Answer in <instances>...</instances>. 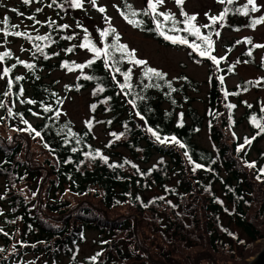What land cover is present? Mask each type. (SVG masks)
<instances>
[{
  "label": "trees",
  "instance_id": "trees-1",
  "mask_svg": "<svg viewBox=\"0 0 264 264\" xmlns=\"http://www.w3.org/2000/svg\"><path fill=\"white\" fill-rule=\"evenodd\" d=\"M20 1L24 11L33 2L45 7L52 5L49 9L56 17H48L41 26L44 29L30 32L12 27L16 25L13 17L19 10L13 17L5 15L9 18L7 26L0 23V29L26 33L24 37L29 44V59L15 57L9 50L0 51V54L10 53L2 61V72L11 68L7 76L3 73L5 80L0 85V103L4 104L0 108V127L5 126L13 134L10 141L0 138V176L4 178L1 197L6 202V210L0 212V264H13L17 256L35 251L46 253L54 260L62 255L68 259L66 264H124L133 258L142 260L137 264H171L174 257L179 262L172 264H200L201 258L193 254L196 247L206 249L213 256L229 254L232 259L221 258L220 264H248V258L254 257L263 246L259 241L264 240V230L253 220L264 218L263 198L260 191L254 190L264 188V151L256 150L254 160L250 157L257 139L264 137V133L257 135L259 129L252 118L264 125V114L241 100L242 93L250 89L248 84L240 82L236 89L229 90L224 76L232 75V68L220 65L218 58L219 64L213 63L189 46L196 44L204 48V42L187 32L170 31L172 21L161 18V29L166 34L189 41V44H173L159 34L155 21L142 14L144 9H135L129 0H118L119 13L142 21L139 27L130 24L133 29L161 45L186 49L194 62L209 64L210 88L205 112L200 115L191 105V94L199 93L200 83L185 74L174 80L166 75L163 79L155 76L149 79L144 75L147 67L134 71L127 57L121 60V53L113 48L108 49L109 57L97 59L90 51L89 59L80 63L72 61L69 56L85 43L88 32H76L75 37L73 31L63 27L59 19L69 8L65 0H56L55 4L52 0H30L27 5ZM228 9L226 18L230 19L237 12L233 5ZM133 10L141 14L132 17ZM234 17L247 19L239 13ZM179 24L175 27L179 28ZM116 35L115 32L106 36L103 48L115 43ZM28 36L33 39L29 40ZM36 36L49 39L36 40ZM8 37L16 36L0 32V41ZM87 37L96 47L100 45L98 40ZM35 45L43 52L37 51ZM89 60L93 61L91 65ZM105 60L108 68L104 67ZM27 64L33 67L29 69ZM115 67L120 72H115ZM69 69L78 75L61 90L54 82L44 80L47 77L44 71L67 73ZM128 69H131L128 81L131 88L121 90L119 85L125 83L121 73ZM86 76L92 79H85ZM9 80L13 81L11 87ZM149 84L158 87H145ZM83 91L90 94V117L78 129L70 119L61 116V108L66 95ZM231 97L238 103L233 104ZM28 100L34 103H27ZM238 106L245 108L244 118L252 132L245 138L256 137L251 144H245V139L239 141L232 130L237 124L234 120ZM98 126L109 135L108 141L101 145L96 143L94 132ZM204 127L209 130L211 150L195 142ZM153 132L161 139H168L161 144ZM32 145L37 155L31 151ZM241 145L244 147L238 151ZM153 154L159 159L151 163ZM253 162L255 167H249ZM196 164L201 167L196 168ZM30 184L34 205L26 202L21 190ZM184 205L190 207L183 208ZM224 219L228 220L227 224ZM89 230L98 232L95 242L98 248L90 257L78 260L77 247L86 241ZM138 252L143 256H138ZM155 252L159 253L157 260ZM212 264H216L215 259Z\"/></svg>",
  "mask_w": 264,
  "mask_h": 264
},
{
  "label": "rangeland",
  "instance_id": "rangeland-1",
  "mask_svg": "<svg viewBox=\"0 0 264 264\" xmlns=\"http://www.w3.org/2000/svg\"><path fill=\"white\" fill-rule=\"evenodd\" d=\"M135 9H145L147 7V0H129ZM247 0H234L231 4L234 8H242ZM258 6H260V11L255 13H250L245 21H241L236 16L237 13L232 14L230 19L224 18L223 21H218L216 24L212 25L210 28L204 27L206 24H211L208 16H218L224 8H229V4L219 3L218 0H185L183 5L184 10L192 15H197V20L195 23L200 27L202 35H209L211 33V39L213 42V49L211 54H214L216 58L221 60V64L225 68H232V75L228 77L224 76L225 86L229 89H236L240 85V82L247 83L250 87L249 91L242 93L241 100L246 102V104L252 105L256 108L258 112L264 114V47L255 48L254 45L260 44L264 45V24H259L255 28L250 26V18L256 19L264 16V0H256ZM118 0H96V7H93L89 0H84V7L81 9L66 8L64 14H61L62 18L59 19L63 25H68L67 31H73L76 36V32L79 34L85 33L84 29H87V35L91 39L98 40L100 45L98 48H103V40L105 37L99 36L101 30L114 28L115 32L120 37V42L123 45H127L128 49L135 50V59L146 61L144 65L133 64L132 69L136 72L142 67L154 68L158 72L166 75L168 79L174 80L178 78L181 74H185L192 80L200 83L199 93L191 94V105L194 107L200 115H203L206 109V99L207 93L210 88V68L208 63H197L190 59L189 52L181 47L176 46H164L153 40L151 37L144 35L131 27V25L120 16L118 11ZM99 7H104L105 12L101 13L98 11ZM15 8L19 10L18 15L14 16L12 9ZM40 11H37V9ZM160 11L173 14L178 21H183L184 17L180 15V7L175 4V0H165V3L160 6ZM23 13V15H20ZM6 14L13 17V22L18 25L19 31L30 32L36 29H44L43 26L46 23L47 18H55L56 14L51 11L49 7L36 5L35 2L31 3L28 11H24L21 8L20 0H0V18H3ZM242 15V14H241ZM34 17V19H28V17ZM150 19H152L149 16ZM163 17H158L161 20ZM58 20V21H59ZM153 20V19H152ZM164 20V19H163ZM39 21V23H37ZM155 21V20H153ZM223 25V26H222ZM184 27L183 23L179 24V28ZM181 34L183 31H180ZM216 32L220 35L217 36ZM181 36V35H180ZM246 38H251L252 44H248L245 41ZM203 42L200 39H197ZM240 43H237V42ZM9 50L13 53L15 57L21 59H29V44L26 42L24 36L8 37L6 40L0 41V51ZM89 50V49H88ZM249 50L252 51V55L249 56ZM92 52V51H91ZM85 48H78V51L69 56L72 61L77 63L83 62L90 58L92 54ZM103 56V54L101 55ZM57 60H52L51 62L57 63ZM247 61V63H245ZM219 72L221 70L219 69ZM47 77L44 79L46 82L55 83L58 90H61L65 84L71 83L75 80L78 72L70 71L63 72L59 70H52L49 73L44 71ZM2 72V61H0V85L4 83L5 78H3ZM223 76V74H222ZM259 81L256 84L253 82ZM90 94L88 91H83L78 94H69L65 96V101L61 108V116L63 118L70 119L76 126V128L81 129L85 126V123L90 117L89 104H90ZM233 104L238 103L236 99L231 97ZM245 108L243 106H238L235 112V120L237 124L232 128L236 133L239 141H242L247 136H251L249 121L244 118ZM33 120V119H32ZM37 120L34 121L36 123ZM96 136V143L98 145L104 144L108 141L109 135L106 133L102 126H98L94 130ZM0 138H4L7 141L12 140L13 134L5 126L0 127ZM230 138V137H229ZM231 140V139H230ZM232 141V140H231ZM257 145L250 150V157L252 160L257 158V151H264V137L257 139ZM195 142L202 148L211 150L212 142L210 139V134L208 128L204 127L200 134L195 138ZM31 151L37 155V150L35 146H31ZM127 154V152L120 150V153ZM158 155H151L150 162H157ZM26 184V183H25ZM31 185V187H30ZM25 185L21 190L23 191V196L26 202L30 204H35V195L32 191V184ZM4 186V178L0 176V212L6 210V202L2 200L1 193ZM259 186V185H258ZM257 187V186H256ZM260 187V186H259ZM259 189V188H258ZM261 197L263 198L264 204V188L261 187L259 190ZM190 207L189 205H184L183 208ZM255 225L260 224V230H264V218L263 219H253ZM225 224H227V219H224ZM235 231V230H233ZM146 237L148 234L146 233ZM98 239V232L95 230H89L86 233V241L77 247L76 256L78 260H83L84 258L90 257L94 251L98 248L96 246V241ZM264 247V240L259 241ZM133 250L134 247H131ZM260 249V250H261ZM201 252V254H199ZM155 260L159 257V253L155 252ZM193 254L197 258H201L200 264H212L213 259H215L216 264H220L218 261L221 258H229V254L226 256H217L211 254L206 249L196 247L193 250ZM138 256H143L142 253L138 252ZM207 258L209 260H207ZM253 257L248 258V262L252 260ZM172 262H179L178 257H174ZM232 259V258H229ZM13 264H66L68 259L62 255H59L56 260L46 253H36L28 252L22 257L17 256ZM141 259L133 258L132 261H125L124 264H137L141 262ZM172 262H170L172 264ZM231 262V261H229ZM191 263V262H190ZM231 264V263H228Z\"/></svg>",
  "mask_w": 264,
  "mask_h": 264
},
{
  "label": "snow or ice",
  "instance_id": "snow-or-ice-1",
  "mask_svg": "<svg viewBox=\"0 0 264 264\" xmlns=\"http://www.w3.org/2000/svg\"><path fill=\"white\" fill-rule=\"evenodd\" d=\"M22 2L27 5L30 3V0H22ZM53 4L56 3V0H52ZM65 2L69 5V7L74 8V9H81L84 7V0H65ZM219 3H226V4H233L234 0H218ZM89 3L93 6L96 7V0H89ZM165 3V0H147V7L143 10L142 14L145 16H150L153 20H155L156 22V29L157 31H159V34L162 35L164 37L165 40H169L171 41L173 44H189V41L186 38L183 37H179V36H173V35H168L166 34L162 29H161V24L159 19H157L158 17H163V19L165 21H172L173 27L172 29H170V31H183V32H187L192 36L197 37L198 39L202 40L204 42V44L206 45V47L201 48L199 45L196 44H189L190 47L193 48L194 51H198L200 56H207L208 59H210L213 63L215 64H219V60L215 57L211 55V50L213 47V42L211 39V33L209 35H202L201 31H200V27L197 26V24L195 23V21L197 20V15L196 14H188L184 8L183 5L185 3V0H175V4L177 6L180 7V15L182 17H184L183 21H177L173 14L171 13H167V12H163L160 11L159 8L160 6H162ZM52 5H49V7H51ZM61 7H63V5H61ZM129 8H131V5L128 6ZM13 12H16L17 10L15 8L12 9ZM37 11H40V9L38 8ZM98 11L103 13L105 12V8L104 7H99ZM229 9L225 8L222 12L219 13L218 16H210L208 13H205L206 16H208V19L211 21V24H206L204 25V27L206 28H210L212 25L216 24L218 21H223L224 18L228 15L229 13ZM237 13L242 14L244 16H248L250 13H255L260 11V6L257 5L256 0H247V3L243 5L242 8H237L235 10ZM124 19L131 25H133L134 27H139L142 23V21H138L135 19H130L129 15H126L125 13L121 12L120 13ZM141 13H138L137 11H131V16L135 17L137 15H140ZM20 15H23V13H20ZM28 19H34V17H28ZM0 23L4 24V25H8L9 24V18L7 16H5L3 18V20H0ZM37 23H39V21H37ZM177 23H183L184 27L182 29L180 28H176L175 25ZM259 24H264V16H261L259 18L253 19L251 21L250 26L252 28H255L257 25ZM223 26V25H222ZM12 27H18V25H12ZM63 27L67 28L68 25H64ZM85 33H87V29H84ZM0 32H4L5 36L7 35H14V36H26V33L23 32H9L6 29H0ZM115 33V29L114 28H109V29H105L104 31H102L100 33L101 37H106L110 34H114ZM216 35L219 36L220 33L216 32ZM29 40L33 39L31 36L27 37ZM72 37H67V39H71ZM36 40H47L49 39V37H45V36H36L35 37ZM119 39L120 37L118 35L115 36V43H113L112 45L106 46L104 49L98 48L95 45H93L91 43V41L88 39L87 35L85 36V43H82L79 45V47L81 48H86L89 49L90 51H92L95 54V57L97 59L101 58V55L103 54V56L105 57H109L110 56V52H109V48H113L116 51L121 53V57L120 59H124L125 57H127L128 62L132 63V64H136V65H144L147 62L143 61V60H138L135 59V50H129L127 45H123L119 43ZM248 44H252V40L251 38H246L245 41ZM237 43H240L239 41ZM37 51L39 52H43V49L39 47V45H35ZM255 48H261L264 47V45H260V44H256L254 45ZM68 51H71V49H69ZM10 53L9 52H4L2 54H0V61H3L5 59V57L9 56ZM248 55L251 56L252 55V51L249 50ZM45 59H47V56H45ZM18 63H24L23 61H17ZM120 61L117 60L115 61V63H119ZM93 63L92 60L88 61V65H91ZM245 63H247V61H245ZM16 65H12V68H14ZM27 68L31 69L33 67V65L31 64H27L25 65ZM65 67H67V63H65L64 65ZM76 67L78 68H83L85 67L84 65H76ZM104 67L108 68L109 67V63L107 60L104 61ZM72 69H69V71H71ZM115 72H120L119 67H115L114 68ZM11 72V68H4L3 69V73L4 76H7L9 73ZM130 74H131V69H128V71L121 73V75L124 76L125 78V83L124 84H120L119 87L121 88V90H123L124 88H131V84L128 83L129 79H130ZM144 75L146 77H148L149 79H151L152 76H155L157 78L163 79L164 74L158 72L156 69L154 68H146ZM85 79H92V77L90 76H86L84 77ZM23 79V77H16V80H21ZM113 79H115V76H113ZM221 80H223V78L221 77ZM13 81L9 80L8 81V85L9 87L12 86ZM253 83H260L259 81L253 82ZM152 86H157L158 85H145V87H152ZM170 87V85H169ZM99 91H103V89H99ZM172 91H175V89H172ZM20 93H23V89H20ZM8 93L6 92L5 95H7ZM22 103H24L25 101H21ZM27 103H34V101L32 100H28L26 101ZM130 104H133V107H135V103L134 101H129ZM4 104L0 103V108H3ZM229 107H235V105H230ZM93 108H95V105H93ZM50 108H45V111H50ZM8 114L9 116L13 115L11 108L8 109ZM33 115H36V113H33ZM59 115V112H57V116ZM137 115H139V113H137ZM21 119H23L22 115H21ZM141 119H143V117H141ZM23 122L25 124H28L27 120H23ZM252 122L255 124V127L257 129H259V131L257 132V135L264 133V125H261L259 123L256 122V118L253 117L252 118ZM31 126L29 125V128ZM32 131H35L34 129H32ZM149 131H151V129H149ZM36 135L39 136L40 133L36 132ZM115 135V134H113ZM153 135L156 136V139L159 140V142L161 144L165 143V141L168 138H164L161 139L155 132H153ZM119 137H117L118 139ZM256 137L253 136L252 139H248L245 138V144H251L252 140H254ZM171 140L173 142L179 143L175 137H171ZM180 147H184V145H180ZM244 147V145H241L237 150H241ZM73 151H75V149H73ZM185 155H187V152L185 153ZM102 159H104L105 161H107L106 157H101ZM189 159H191L189 157ZM249 167H255V163L253 162L252 164L248 165ZM133 167H135V165H133ZM196 168L201 167V165L196 164L195 165ZM264 171V170H262ZM2 231V230H0ZM5 235H7V233H4ZM2 250V249H0ZM99 255V254H97ZM93 260L96 259V257L92 258Z\"/></svg>",
  "mask_w": 264,
  "mask_h": 264
},
{
  "label": "water",
  "instance_id": "water-1",
  "mask_svg": "<svg viewBox=\"0 0 264 264\" xmlns=\"http://www.w3.org/2000/svg\"><path fill=\"white\" fill-rule=\"evenodd\" d=\"M248 264H264V247L252 258Z\"/></svg>",
  "mask_w": 264,
  "mask_h": 264
}]
</instances>
